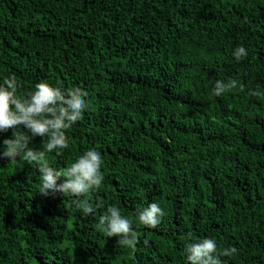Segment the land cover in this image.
I'll return each mask as SVG.
<instances>
[{
	"label": "trees",
	"instance_id": "1",
	"mask_svg": "<svg viewBox=\"0 0 264 264\" xmlns=\"http://www.w3.org/2000/svg\"><path fill=\"white\" fill-rule=\"evenodd\" d=\"M9 75L20 95L40 81L87 92L68 149L41 164L62 172L100 151L104 182L88 198L103 207L84 216L77 198L41 196L36 166L0 159V264H188L184 246L203 238L222 264H264V100L252 95L264 89V0H0ZM228 78L238 89L213 96ZM152 202L164 209L154 229L136 214ZM109 206L134 221V246L99 226Z\"/></svg>",
	"mask_w": 264,
	"mask_h": 264
},
{
	"label": "clouds",
	"instance_id": "2",
	"mask_svg": "<svg viewBox=\"0 0 264 264\" xmlns=\"http://www.w3.org/2000/svg\"><path fill=\"white\" fill-rule=\"evenodd\" d=\"M237 62L248 55L245 47L239 46L232 53ZM19 81L15 75L0 77V134L13 130L11 137L0 144V159H7L18 166L24 162L39 169L38 192L41 196L62 193L77 198L75 207L84 216L94 215L97 207L90 202L88 194L98 191L103 182V157L95 148L79 155L64 171H59L47 163L41 164L45 154L60 156L69 147L66 131L83 118L87 110V92L73 88L64 91L62 86H54L48 81L36 83L32 90L18 94ZM239 81L234 78L217 80L212 95L221 97L238 89ZM252 95L264 100V89L259 86ZM35 137L44 138L43 149L32 146ZM19 158V159H17ZM61 178H63L61 180ZM58 181L60 183L58 184ZM139 223L156 228L164 209L157 202L136 209ZM132 219L127 218L117 206H109L99 218V226L108 237H116L121 247L135 245ZM188 264H222L215 238L190 240L183 248Z\"/></svg>",
	"mask_w": 264,
	"mask_h": 264
}]
</instances>
